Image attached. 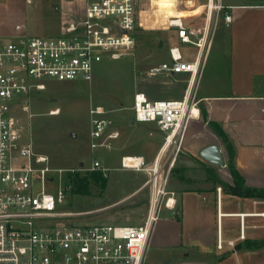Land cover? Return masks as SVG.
I'll return each instance as SVG.
<instances>
[{"label":"built area","instance_id":"2783aa9c","mask_svg":"<svg viewBox=\"0 0 264 264\" xmlns=\"http://www.w3.org/2000/svg\"><path fill=\"white\" fill-rule=\"evenodd\" d=\"M144 0H88L82 24H70L57 36L20 35L0 39V264H143L154 223L163 207L175 211V192L169 190L170 171L147 165L143 157L126 156L122 168L145 171L152 187L148 214L142 224H80L74 212L64 210L67 184L57 192L48 189L56 178L75 171L106 172L96 158L101 149H112L119 131H109L112 121L102 106L90 108L91 161L77 169L55 168L49 157L34 148L22 115L30 113L35 92L46 89L47 79L91 82L95 65L105 58L119 59L137 45V7ZM152 6L153 0H148ZM264 6V5H263ZM226 7L207 0L210 20ZM225 20L232 16L225 13ZM215 22L217 19L215 18ZM182 43L198 48L193 61L184 60L180 47L170 48L171 60L151 68L150 75L187 73L194 83L201 73L208 47L207 28L188 27L180 17H170ZM188 85V86H189ZM189 91L182 99L151 100L134 95L136 122H154L165 133L166 143L182 139L195 103ZM60 109L53 110L57 114ZM245 236L244 231L241 235ZM232 245L233 243L230 242ZM222 247V242L219 243Z\"/></svg>","mask_w":264,"mask_h":264},{"label":"crops","instance_id":"0c3cea01","mask_svg":"<svg viewBox=\"0 0 264 264\" xmlns=\"http://www.w3.org/2000/svg\"><path fill=\"white\" fill-rule=\"evenodd\" d=\"M19 1L0 0V7L8 6L7 16H15L19 13L16 9ZM61 1L67 3V0ZM87 1L76 0L73 8L57 9L62 23L56 29L64 26L61 34L70 24L83 23ZM145 1L147 9H151L154 27L164 26L171 30L167 25L170 17H180L184 21L194 15L202 19L200 28L211 23L219 26V34L208 45L201 73L194 83L189 85L187 73H162V81L140 85L135 91L145 93L151 100L182 99L189 91L192 93L195 104L182 139L178 137L173 143H166L165 133L156 123L136 122L133 114L128 123L112 121L109 128V131L120 133L112 140V148L121 154V159L139 156L150 167L158 164L163 174L170 171L168 188L175 192L177 207L175 211L161 209L146 252L149 246L156 248L153 259L163 264H264V244L261 245L264 241V200L232 194L219 182L232 185L233 177L227 165L229 154L225 142L209 124L210 121L218 123L232 142L235 165L246 185L264 188V0H219L226 8L212 20L207 16V0H153L152 6ZM162 9L182 10L161 18ZM225 13L231 14L230 22L225 20ZM40 30L47 28L43 25ZM1 35L13 38L27 33L20 23L10 30L0 23ZM169 43L166 62L171 60L170 48L177 45L184 60L196 59L198 48L193 45L194 54H190V47L181 42L176 31ZM216 48L219 57L216 74L220 75L216 76L215 83L204 85L203 69ZM136 123L142 124L141 131L132 128ZM210 145L221 148L223 166L201 157V150ZM180 157L208 163V170L217 173L214 176L209 172L211 180L209 177L188 178L181 168L173 173ZM221 242L222 247L219 246ZM146 252L143 264L147 260Z\"/></svg>","mask_w":264,"mask_h":264},{"label":"rangeland","instance_id":"374dc122","mask_svg":"<svg viewBox=\"0 0 264 264\" xmlns=\"http://www.w3.org/2000/svg\"><path fill=\"white\" fill-rule=\"evenodd\" d=\"M66 2L61 0H33L32 2L21 0L16 6L19 13L15 16H7L8 6H1V26L10 30L15 28L16 23H20L24 26L28 36L60 35L64 26L61 27L62 30L56 29L58 24L62 23L57 9L73 8L72 3H75L76 0H67ZM145 2V0L142 1L137 7L140 12L137 15L135 28L137 45L132 52L119 59L105 58L96 64L94 78L91 82L83 79L65 82L47 79L45 81L46 89L33 93L29 102L30 113L33 115L31 118L28 115L21 117L26 125L27 134L31 135L33 139L34 148L37 152L49 157L52 167L77 169L81 162L90 163L89 131L90 108L92 106H102L106 111L105 116L113 122L128 123L132 119V105L136 89L140 85L147 83L152 85L151 82L163 80L162 73L156 76L148 73L151 68L166 62L169 38L176 28L169 30L164 26L154 27L150 19L151 9H147L148 6ZM180 10L182 9H162L161 18L170 12ZM197 17L194 15L184 21L188 27L200 28L202 19ZM215 24L211 23L206 30L208 45L219 34V26ZM43 25L47 30H40ZM9 36L11 35H1L0 39L7 38L5 41H8ZM188 47H190V54H194V46L188 44ZM217 53L218 49L216 48L211 54L207 67L205 64L206 68L203 69L204 85L215 83L216 76L220 75L216 74L219 59ZM157 97H161V95ZM57 109H60V112L52 114V111ZM141 126L142 124L136 123L132 128L141 131ZM95 156L107 169L106 172L95 171L104 173L108 179L107 185L103 188L91 181L87 191L75 192L74 179L77 176L87 177L92 172L75 171L70 175L71 185L67 187L62 208L75 213L71 217L74 223L142 224L148 214L152 194V187L147 184L149 174L145 171L122 168L121 154L113 148L101 149L96 152ZM208 165V163L196 159H181L180 157L173 168V173L175 169L181 168L184 169L183 175L188 178L206 179L209 177L210 179ZM216 173L213 174L216 175ZM174 175L172 174V176ZM68 182L66 176L61 179L57 177L54 184L48 185V189L57 192L60 185L65 187ZM137 186L140 187L139 191L136 190ZM154 251H157L156 248L149 246L145 264H163L153 259Z\"/></svg>","mask_w":264,"mask_h":264},{"label":"trees","instance_id":"16d2710c","mask_svg":"<svg viewBox=\"0 0 264 264\" xmlns=\"http://www.w3.org/2000/svg\"><path fill=\"white\" fill-rule=\"evenodd\" d=\"M209 124L218 133V135L221 136V138L225 142L226 149L229 154L227 165L233 177L232 185L218 179L219 182H221V184H223L228 189V191L231 192L232 194L244 196V197L261 198L264 200V188H252L246 185V181L244 177L241 175V173L239 172V170L237 169L235 165V149L233 147V144L229 140L227 134L224 132L222 127L214 121H210ZM212 175H214L213 172H212ZM91 181H94L96 184L104 188L107 185L108 179L102 171H99V172L92 171L90 175H87V177L77 176L74 179V186L76 187L75 192L87 191ZM70 185H71V178L69 177V182L67 186L69 187ZM263 244H264V241L261 243V245Z\"/></svg>","mask_w":264,"mask_h":264},{"label":"water","instance_id":"95a60500","mask_svg":"<svg viewBox=\"0 0 264 264\" xmlns=\"http://www.w3.org/2000/svg\"><path fill=\"white\" fill-rule=\"evenodd\" d=\"M200 155L206 161L217 166L224 165V157L221 148L218 145H210L201 150Z\"/></svg>","mask_w":264,"mask_h":264}]
</instances>
